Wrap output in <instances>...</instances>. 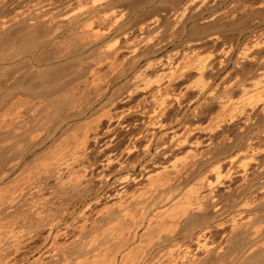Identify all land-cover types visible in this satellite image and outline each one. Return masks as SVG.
Returning <instances> with one entry per match:
<instances>
[{"label":"rangeland","instance_id":"1","mask_svg":"<svg viewBox=\"0 0 264 264\" xmlns=\"http://www.w3.org/2000/svg\"><path fill=\"white\" fill-rule=\"evenodd\" d=\"M210 1H212V2H210ZM4 2H6V3H4ZM3 6H4V8H3ZM209 9H211V10H209ZM0 11H1L0 16H2L3 19L5 18L4 19L5 25L7 23L8 18H11V20L14 19L11 22L12 25L9 22L11 20L10 19L8 20L9 24L7 23V25H9V26H5L6 28L8 27L7 29L3 27L4 24L3 25L1 24L2 28L4 30L3 29L1 30V27H0V47L4 48L5 43L7 41H10L13 39H15L14 41H16V39L19 38V37L18 38L16 37L18 35H22V37L24 35L26 37V35H27L26 38L24 37L25 40L22 41V39H21L22 37L20 36L21 38H19L16 42H18L19 40L22 41L23 44L27 47V50H33L34 49V46L32 44H34V45L35 44H37V45L38 44H41V45L44 44L45 48H43L42 51L39 52V54H38L39 55L38 57L41 60H49V59H53V58H58L59 55H61L63 53L65 54L64 49H66V51L69 49L71 51H74V50H78V49L82 48V45L84 46L87 43V41H85L83 38H79L77 40L76 39L72 40V44H71V39L76 38L77 33H79V32H80L79 33V35H80L84 31V29H86V27L88 28V26L92 27V28L90 27L91 30H93V31L95 30L96 32L104 33L103 35H106V36H104V39L100 42L99 46H97L98 48L100 47L99 49L93 48L95 51L94 50L91 51L92 50L91 49L88 52L89 54L88 53L84 54L85 57H83V59H85L87 61V62L85 61L86 63L82 62L83 59H82V57H80L81 59H79V61L82 60V61H80V63H81L80 66H79V61H78V64L76 63L77 62L76 61L75 63L77 65L76 64H74V65L70 64L69 66H65L64 68L59 69V71L56 70V73L54 72L52 75H50V78H52V80L54 81L55 84L58 83V81L60 83H61V81L63 82V83H61V85L66 84V86L65 85L61 86L60 90L59 89L56 90V93H55V91L53 92L52 89H50L52 92V94H50L51 92L49 90L47 91V88L46 89L41 88L38 85V83H36V84L39 87H37L36 84L34 86H31L29 83H30V80L32 78L28 79V77L24 76V75H22V76L20 75V78H17V76L19 74L17 73L18 74L17 75L16 71L5 70V69L0 70V107H2L0 109V114H2V116L0 115V117H1L0 119L3 118V116H4L3 113H5V111L8 110L9 106L15 101H20V102L23 101L22 103L26 102L27 104L29 103V105L31 103H33V104H35V105H33V107L35 106L34 109L36 107H39L37 113L33 112V111L32 112L28 111V112H26V114L24 113L21 120L18 121L19 124H17V125L13 124V125H9L7 127L4 125L3 126L0 125V191L4 192L5 190H9L12 187V183L16 180L17 176L20 175L21 173H23L26 169L31 170V169L36 168V166H38L37 164H41L43 162L48 161L50 158H52L51 156L53 154L55 155V153H56V155H57L59 153V151L61 152L62 150L66 149L64 147H67V146L72 147L76 141L75 140L76 137H77V139H78V137L81 138L82 137L81 135H84L85 133H88L89 131H90V134L93 135L92 138L94 140L92 139L91 144H90L91 146H89L90 149H88V152L86 155L88 158V159H86V164H89V161L91 159L90 164H95V166H96V167H94L93 170L90 171L91 172L90 173L91 179H90V177H88L89 178L88 183H86V187L84 189L77 188V189H69L68 192L64 191L63 189H61L60 186L62 184V181H65V179L67 178V177H65V176H68V175H66L67 172H65V174L62 176V178H58L54 174L55 177L53 175H51L53 178L48 177V178H46V180H43V182H42L43 183V191L40 194L29 193L26 195V197H24V199L20 200L16 205L8 207L7 208L8 211L5 209L6 212L5 211H4V213L2 212L1 218L3 219V222H2L3 224L5 223V225H6V223H7L6 226L9 227V225H12L13 222L15 221L17 224L16 228L21 229L23 227V231H24L23 235L25 234V236L22 235L21 241L18 244L19 246L15 242H13L12 240H10V241L8 240L5 243L3 242L2 244H0V250H1L0 251V258H2V261L4 260L3 262H5V264H9V263L10 264H56V263L61 264V261H59V260H61L60 257L62 255V253H64V254L66 253V255L69 256V258L71 257L72 260L75 259L77 257L76 256L77 254H79V253L81 254V251L83 250V246L85 247L84 243L87 244L88 240L91 239L90 237L94 236L90 233H93V232L95 233L96 229L99 230V232H101V231L103 232L104 230L112 228L110 226L111 225L113 226L114 224H116L113 226L114 228L117 226L118 223H116V222L121 220V219H119V218H121V214L120 213H119L120 215L118 214V212H120V211L117 210V207H114V206H113L114 208L111 207L113 204L111 201H109V198H107L108 193L110 191L111 192L114 191L118 187L116 185H118L117 183L120 180H124V179L127 180V178L129 177V174L134 176V177H136V176L139 177L141 170H142L141 167H143V164L145 165V164H149L151 162L153 164H154V162H156V163L164 162L162 160L164 157L163 156L164 154L163 155L162 154H160V155L156 154V147H157V144H159V143L163 144V143L168 141V136H169V133L171 130H173V131L180 130L185 124L191 123V121H192V124H194V123L198 124V125L200 124V126H201L200 127L201 129L198 128L199 130L195 131V132L199 131V133H197L198 135L196 136V137H199V136H202V134H203V133H200L201 131H203V128L205 130V129H210V128L216 127V125H217V124L215 125L216 122L213 121V122L209 123V119H210L209 117H210V115L212 116L211 113L215 112L217 109L216 104L218 101V99H217L218 97L224 96V98H225L226 96L230 95V97L234 96L233 100H236L235 98H237L238 101L239 100L243 101V99L246 98V97H243V96H245L244 92L246 90H248L250 92L252 91V93H250V95H253V96L256 95L257 97H258V95H260L262 97L259 99L264 98V91H262V90H264V77H263L264 76V74H263L264 73V71H263L264 70L263 69L264 68V57H263L264 56L263 55L264 54V50H263V48H264V43H263V41H264L263 40V38H264V0H218V1H216V0H0ZM19 11H20V13H18ZM22 11H23V13H22ZM12 13H13V15H12ZM16 13H17V15L19 14L18 16H20L21 14L22 15L20 17H16L17 16V15H15ZM23 15H24V17H23ZM229 15H232V16L229 17ZM7 16H8V18H7ZM25 16H27V17H25ZM51 16H53V17H51ZM225 16H227V17H225ZM219 17H220V19H219ZM15 18H18V19L15 20ZM55 18H57V20ZM0 19H1V17H0ZM3 19H1V20L4 22ZM231 19H232V21H231ZM1 20H0V23H3V22H1ZM86 20H87V22H86ZM237 20H238V24H237ZM15 21L16 22L18 21V22L16 23ZM91 21H92V23H91ZM214 22H216V23H214ZM226 22H228V23H226ZM81 23H84L85 25L81 24ZM86 24H87V26H86ZM214 24H215V27L217 25L216 28L213 27ZM223 24H225L226 26L229 24V26L226 27ZM147 25H149V26H147ZM84 26H85V28H84ZM221 26H224V27L221 28ZM80 28H82V29L84 28V29L82 30ZM141 28L144 30V31L142 30L143 34L140 32L141 30L139 31V29H141ZM144 28H147L148 30H146ZM90 29L88 28L86 30H90ZM77 31H79V32H77ZM215 31H216V33H215ZM149 33H150V35H149ZM212 33L215 34V35H213V37H212ZM126 34L128 36H126ZM131 35H132V37L134 36V39L131 37ZM143 36L147 39V40L145 39L146 41L144 40ZM261 36H263V38H261ZM30 37L32 38V40L29 39V41H28L27 38H30ZM126 37H128V38L126 39ZM258 37H259V39H258L259 41L254 40V39H257ZM65 38H67L68 40ZM139 38H140V40H139ZM173 38H175V40H173ZM210 38H211V40L213 39V41H215V42L209 40ZM260 38L262 41H260ZM64 39H65V42H63ZM128 39H130L131 41ZM217 39H218V41H217ZM123 40H124V42L122 43ZM14 41H10L7 43H11L14 46L18 45L17 46L18 48H19V45H21L22 48L24 47L22 45V42L21 43L19 42V44H15L16 42L12 43ZM52 41H53V44H49ZM55 41H56V43H54ZM62 42H63V44L65 43L66 45H68V43H69L71 45H69L67 47L66 45H62ZM66 42H68V43H66ZM128 42H130V43H128ZM256 42H260L259 47H256V45H255ZM26 43L28 46L31 43L32 46L30 45V47H28L26 45ZM126 43L128 44V47L125 46ZM11 44H8V45L11 46ZM252 44L255 46V48L251 47L252 51L251 50L248 51L249 53H252V54L248 53L249 56L247 55V52H246V54H244L245 53V52H243L244 48H245L244 46H247L248 48H250V46H252ZM261 44H262V46H261ZM2 45H4V46H2ZM8 45H6V48L8 47ZM147 46L150 47L151 49H149ZM26 47H24V48H26ZM107 47H108V49H107ZM156 47H158V48H156ZM3 48L2 49L0 48V50H3ZM6 48H4V49H6ZM123 48H125L126 50ZM120 49L122 51H127V52L118 51ZM254 49H257V50H254ZM107 50L108 51L110 50L112 52H110V51L108 52ZM150 50H151V52H149ZM114 51H116V54L121 52L120 54H118L119 57L117 55L115 56ZM156 51L157 52L159 51V52L157 53ZM221 51L222 52L224 51V52L222 53ZM253 51H255V52H253ZM95 52H97V53L100 52L101 54L100 53L97 54ZM104 52H107V53H105V55H104ZM155 52H156V54H155ZM218 52L223 54L222 58H221V54H219ZM226 52H228L229 54H232V55H229ZM242 52H243V54H242ZM109 53H112L113 58H112L111 54H110L111 56L109 55ZM133 53H134L135 57H134ZM138 53L140 55H138ZM181 54L184 57L181 56ZM91 55H92V57H91ZM97 55H98V58H97ZM143 55H144V57H143ZM138 56H139V58H138ZM190 56H191V58H190ZM219 56H220V58H219ZM105 57H106V59L104 61ZM120 57H121V59H120ZM245 57H246V59H242ZM261 57H263V59H261ZM107 58H108V60H107ZM115 58H116V60H115L114 64H117L116 63L117 60L119 61L118 64L121 61L122 62L120 63L121 65L120 64L116 65L117 67L114 66L115 70H113L111 68V64L113 63L112 61H114ZM218 58H219V60H218ZM227 58H229V59H227ZM97 59H99L103 63ZM172 59L175 60L176 62H177V59H179V61L177 63L180 64V62H181L182 66H185V63L192 64V68L190 69L189 76L187 79H185L186 81L181 80V82L178 81L177 83H175V81H174L172 84L173 87L172 86L170 87V88H172L171 89L172 91L174 90V93L172 91H171V93H169V94L179 93L180 91H183V89H185V87L189 84L190 88H188V90H184L183 92H184V95H186L185 96L186 100L188 101L190 99L188 101L190 104L189 105L186 104V106H184L187 109L185 108L183 121L181 123H179L178 125L175 124L173 126V128L168 130V131L160 132V134L158 136L159 140L157 139L158 141L157 140H156L157 142L155 141L156 144H155L154 148L152 149V155L148 156L144 159V154H143L144 153V150H143L144 147L143 146H145V145L143 142L140 141L139 143H136V145L139 146L137 149V152L135 151V153H134V151H131L129 153L128 152L129 150H127V148H129L128 146H130L131 143L133 144V142H134V140L132 139V127H134L136 124L139 123L138 122L139 121L138 120L139 119L138 114L140 112L137 113L136 111H131V113L126 115V117L124 116V119H123L124 121L121 120V123L123 124L125 122L123 124V126H125V125L128 126L130 124L129 125L130 127L129 126L125 127V128L117 127V130H116L117 132H116L115 136L111 133V131L109 133V130H108V128H109L108 126L110 124L113 125L115 123L114 120L112 121L113 124L110 123L111 122L110 118H112L114 116V114L116 116V114L122 112L121 110H123V112H124V111H127L128 109H130V107L135 108L141 104L140 102L142 101V98H143L142 96L145 95L146 92H139V89L136 90L135 89V87H136L135 82L137 83L138 80L140 82V79L142 81V79L145 78L144 75L154 77V75H156L157 71L159 70V68H154L153 70L151 69L152 71L149 70L148 73L147 72L143 73L144 72L143 70L148 65V63H151V62L155 63V62H158L160 60L166 62V60L169 61ZM215 59L218 60V62H216ZM88 60L89 61L91 60L90 61L91 63H89ZM127 60H128V62H127ZM210 60L212 61L211 63H210ZM213 60H215V61H213ZM220 60H221V62H220ZM226 60L227 61L229 60L228 63L224 62ZM93 61H95V63ZM96 61H98V62H96ZM182 61H183V63H182ZM110 62H112V63H110ZM145 62H146V64H145ZM84 63L87 65L85 66ZM127 63H129V64L132 63L133 65L130 64L131 65L130 66ZM201 63L202 64L205 63L204 66H206L203 71L199 69L201 66H203ZM207 63L210 65H208ZM220 63H222L223 66L222 65L220 66ZM99 64H100V69H101V77L104 75L102 77L103 79H101L102 85L100 87H98L97 89H96V87L93 88V86H91L92 87L91 88L90 86L86 85V83H87L86 82V80H87L86 74L88 75V72H89L88 69L91 67L90 66L88 68V66L89 65L99 66ZM215 64H218L219 66L218 65L216 66ZM224 64H226L227 66ZM119 66H121V67H119ZM262 66H263V68H262ZM240 67H241V69H240ZM214 68H217V69H214ZM222 68H223V71H222ZM212 69H214V70H212ZM215 70H216L217 74L219 73V75L216 74ZM115 71H116V73H117V71L122 72V73L121 72L120 73L123 75L119 74L120 75V76L118 75L119 77L125 76V78H122L121 82L117 78L118 76L116 75ZM141 71H143L142 73L144 75L142 74L141 75L142 78H139ZM112 72H113V74H112ZM214 72H215V74H213ZM240 72L242 75L240 74ZM134 74H136V75H134ZM231 74H234V76L232 77ZM81 75H82V78H81ZM107 75H111L112 77L108 76L109 77L108 78ZM201 75L203 77H201ZM51 76H53V77H51ZM21 77H22V79L24 78V81L21 80ZM79 77L81 80L79 79ZM237 77H239L238 79H241V80H239V82H238V79H235ZM16 78L21 80V82H18ZM112 78H114V79H112ZM116 78L118 79V81ZM135 78H136V80H135ZM189 78H190V80H189ZM242 78H244V79H242ZM102 80H104V81H102ZM132 80H135V81L132 82ZM213 80H214V82H213ZM131 82H132V84H131ZM184 82H186V83H184ZM235 82L237 85L241 82L238 85L239 87H237V85L234 84ZM17 83H19V84H17ZM206 83H207V85H206ZM231 83H233V85ZM243 83L246 86L243 85ZM59 84H57L55 86H58ZM175 84H177V85H175ZM190 84H192V85H190ZM17 85L19 87L21 86L20 90H18L19 87H16ZM107 85L111 86V88L109 90L108 95L105 98H103L104 97L103 96L104 89H105V87H107ZM204 85H206L207 87L209 86V87H208L207 91L205 92V94H202L201 89L203 88ZM226 85H228L231 88H229ZM240 85H242V86H240ZM196 86H198L199 91H198ZM211 86L212 87L217 86V87L212 88ZM224 86L228 88V91L222 90L224 92H221V90H219V87H223L220 89H226ZM243 86H245L246 88H244ZM256 86H258L257 89H256ZM86 87H87V89H86ZM88 87H89V89H88ZM252 87H253V89L250 90ZM32 88H34V89H32ZM170 88L168 90H170ZM248 88H250V89H248ZM260 88H261V90H260ZM83 89H84V91H83ZM244 89H245V91L243 92ZM61 90H62V92H61ZM213 90H215L216 92ZM254 90H256V91H254ZM129 91H131V92H129ZM177 91H179V92H177ZM210 91H211V93H209ZM81 92H83V93H81ZM165 92H167V94H168L169 91H167V90L163 91L162 94H160L162 96L164 95L163 97H161L160 95L157 94V97H156V98H158L157 100L163 99L166 96ZM186 92H187V94H186ZM219 92L222 94H220ZM258 92H260V93H258ZM86 93L87 94L89 93V94L86 95ZM223 93H224V95H223ZM247 93L248 92L246 91L245 94H247ZM97 94H99V95H97ZM250 95H249V97H250ZM120 96H121V98H120ZM133 96H134V99H133ZM239 96L240 97L242 96L241 97L242 99ZM20 97L23 99H21ZM76 97L77 98L79 97V98L76 99ZM214 97L216 98V101H215L216 103L212 102L214 100ZM208 98H209V100H208ZM212 98H213V100H212ZM73 100H75V102H71ZM81 100L84 101L85 103L82 102ZM88 100L92 104H94V101L96 100L95 106L93 108H90L88 106L90 104L88 102ZM124 101L125 102L128 101V102L125 103ZM240 101L239 102L234 101V102L240 103ZM257 101H258L257 99L254 100V103L256 102L255 103L256 106H254L255 104L252 103L253 106L248 105L250 108H248V106H246L247 107V108L245 107L246 109H242L244 112L242 110L240 111V116H243V115L244 116L242 117V119L240 117V119H239L240 121L238 120L239 123H238V121H236L237 123H235V122L232 123L233 125L232 124L226 125V123H225L224 124L225 127L223 126L224 129L222 127L223 130L221 129L222 130V131L220 130L221 132L218 131L214 134L213 138H215V139H213L214 141H212L213 145L211 144L212 146H210V149L208 148L210 150V152L208 149L205 148L206 152L208 151L207 153L205 152L206 154H204L205 158L203 156H201L200 158H202V160L200 158H199L200 160L198 159V165L200 167L199 166H196V167H199L200 171L199 170L197 171L198 168L194 167V168H196V170L193 168L195 171L194 170L192 171V175L193 174L194 175L189 180L190 182L188 181V183H187L188 185L186 184L185 186L183 185V187H182V185L179 186L181 183H179V184L177 183L176 184L177 188L179 187L182 189V192H185L187 190L192 189L199 182H206L207 184L204 183V185L206 184L207 185L206 187L211 188V191L213 190L216 193L217 197H219V194H220L221 205H225V207L227 205L230 206L231 201L238 200V189L236 190V188H235L236 186L238 188L237 184H233V186H235V187H233V186L231 187L232 189L234 188V190H235V191H232V193L227 192L226 188L224 190V187H222L221 185H218L215 183L213 184V180L215 182V171H214V167L212 168V165L216 166L219 163V161L224 162V161L228 160L229 158L234 157L235 154H238L237 153L238 143H239V145H241V144L244 145L246 143L248 144V142L250 144H252L251 140H254L253 144L255 147L256 146L257 147L258 146L259 147L264 146V122H263V120H264V106H263L264 100H263V103L262 102L258 103L259 101H262V100H259L258 102ZM75 103H78V104L76 105ZM210 104H212V105L214 104L215 106L214 105L212 106ZM257 104H258V106H257ZM73 105L75 107L74 109H73ZM78 105H80V108ZM30 106H32V104ZM201 109H202V112H200ZM261 109L263 111H261ZM175 110L176 109H173V111L171 110L170 113H168L169 114L168 119L171 118L169 120H175L174 118H176V115L178 113H181V111L179 109H177L176 111ZM198 110H200V111H198ZM75 111L81 115L75 113ZM175 112H178V113L175 114ZM241 112H243V114ZM28 113H29V115H28ZM33 113H35V114H33ZM108 113H109V115H108ZM207 114L209 117L207 116ZM105 115L106 116L108 115V116L105 117ZM251 116H252V118L250 119ZM73 117H74V119H73ZM127 118H129V119H127ZM93 120H94V122H93ZM126 120L129 122H127ZM184 121H185V123H184ZM242 122L244 124V127H243V124H241ZM94 123H97V124L93 125ZM246 123H247V125H246ZM87 124H88V126H87ZM245 126H246V128H245ZM97 127H99V128H97ZM241 127H243V128H241ZM91 128H93V129H91ZM247 128L249 129L248 131L245 130ZM226 129H228V131ZM86 131H88V132H86ZM91 131L93 133H91ZM103 131H105V132H103ZM95 132H96V134H95ZM242 133H245V134H242ZM113 136H114V141H113L114 144L112 143L110 146H108V148H106V146L109 144V141L111 140V138H113ZM74 137H75V139H74ZM163 137H167L166 140ZM196 137H194V138L192 137L193 140L192 139L191 140L194 141V139ZM221 137H222V139H221ZM254 137H255V139H254ZM256 137H258V138H256ZM69 138H71V139H69ZM223 138H224V140H223ZM232 140L235 143H233ZM163 141H165V142H163ZM258 141H259V144L257 145L256 143H258ZM67 143H69V144L66 145ZM231 143H232V145L236 144L237 148L235 149V151H232L231 148L229 149ZM262 147H261V149H263V151L260 152L261 154L259 153L260 154L259 156L261 159L264 158V148H262ZM139 150H140V152H139ZM182 151L183 150H181V152ZM90 152L92 154H90ZM177 153H180V151H177ZM113 154H115V155H113ZM109 156H112V158L115 159L114 163L115 162L116 163L115 164L113 163L114 166H112L114 170L111 167H107L106 169H104V171H102L100 165L102 164L103 159L105 160ZM135 156L138 158H136ZM21 157H23V158H21ZM141 157H142V159H141ZM149 157H151V161H150ZM154 157L155 158L157 157L159 159L156 158V161H155ZM24 158H26L25 161L23 160ZM211 158L213 159V161H211L212 160ZM45 159H47V160L45 161ZM134 159H136V160H134ZM127 160L132 161V162L130 163ZM158 160H160V161H158ZM204 160H205V163L203 162ZM207 160H209L208 161L209 164H208ZM36 161H37V163H36ZM263 161L264 160L262 159V162ZM19 163H21V165L18 168L17 167L15 168V165L19 164ZM128 164L129 165L131 164V165L129 166ZM205 164H207V165H205ZM201 165H203V166L201 167ZM97 166H98V169H97ZM95 168H96V170H95ZM108 170H109V172H108ZM96 171H97V173H96ZM213 172H214V174H213ZM102 175H103V177H101ZM4 176H5V178H4ZM207 176L209 178H207ZM105 177H106V179H105ZM100 178H102V179H100ZM202 178H204V179H202ZM208 179L211 180L212 182L209 181ZM93 182L95 184H93ZM129 185H130V187L128 186V188L126 189V192H125L126 195L131 194L130 192H132V190H134V187H135L134 183H130ZM91 187H92V190H90ZM205 189H208V188H205ZM78 190H79V192H78ZM87 191H89V192H87ZM94 192H97V193H94ZM214 192H213V194H214ZM42 193H44V194H42ZM62 193H63V195H62ZM79 193H81V194H79ZM47 196L49 198H47ZM40 197H42L43 199L47 198V202L48 203L50 202L49 204L46 203V207H47L46 209L48 211H52V213L56 214V215L58 214L56 217V220L57 221L59 220V221H58V223L56 220H55L56 222H54L56 225L59 224V225H57L58 228H56L54 230V232L51 233V238H49V239H48V237H49L48 236L49 235L48 229L44 228L42 224H41L42 227H41V225L37 226V227L40 226L39 227L40 229L36 228L37 224L34 223L35 222V218H34L35 215L33 212L34 210L32 209V207H33L32 205H34L33 202L38 201V199ZM80 198L82 201L80 200ZM30 199H32V200H30ZM97 200H99V201H97ZM110 203L112 204L111 206H110ZM29 205L32 207H30ZM91 205H93V207ZM96 206H97V208H96ZM103 206H105V207H103ZM109 206H110V208H108ZM168 206L170 207V205H168ZM229 206H227V207H229ZM263 208L264 207L256 206L254 208L255 210L252 209L250 212H247V213L248 214L251 212L254 213L255 214V217H254L255 221L256 222L257 221L258 222L263 221V226H264V209ZM30 209H32V210L29 211ZM90 210H93V211L90 212ZM102 210L105 212L103 214L104 218L102 217V215H100V212ZM64 211L65 212L68 211V212H66L65 219L62 218V217H64V216H62L64 214ZM208 211L209 212L193 210L191 212L192 213L191 215L192 216L194 215L195 220L193 221V223L187 222V224H186V222H185V225L183 227L186 226L185 228L192 231V233H194L195 235L199 234L201 229L206 228V227L212 226V227L218 228V230L216 229L217 233L215 232V237L212 238V241H214L217 244V247L219 246V247H221V248L223 247V248L221 249L222 251L220 250L221 252L219 254L210 253V251H208L207 249H204V253H203V250H202V252L198 253L199 258L197 260V263L203 264L202 261H204V264H247L249 257H250V254L249 255L247 254L248 252L246 249L248 241H247L246 237L243 238V236H241L239 238V236L242 232L239 235H238V233L233 235L234 237L232 235H230L231 237L227 236V238H226L227 234L225 233V231H226L225 227H227V224L229 225L231 222V219H229L230 215H227V216H220L219 214L217 215L218 212H215V208H211ZM257 211H258V213H257ZM29 212H30V216H29ZM106 212H107V214H106ZM27 213H28V215H27ZM98 213H99V215H97ZM201 213L203 214V216ZM204 213H205V215H204ZM234 213L238 214V210L235 209ZM84 215H87V217H90L89 220L91 222H89V223H90V225L92 224V226H94L93 228H95L94 229L95 231L93 230V228L90 229L92 227L91 226L89 228L90 230L89 229L86 230L87 232L84 231V234H83V232H82V234L80 233L81 232L80 227L83 224V221H85L84 219L86 218V216H84ZM31 216L33 217V219H31L32 218ZM107 216H108V218H107ZM58 217H61V218H58ZM66 217H67V219H66ZM214 217L216 220L214 219ZM26 218L30 219V220H27ZM109 218H110V220H109ZM210 218H212V219H210ZM103 219H105V220H103ZM137 219L128 221L131 223L127 222L128 225L130 224L128 228L127 227L125 228L126 232L129 231L128 234L127 233L125 234V238H127V239H124L123 242H121V244L119 246L117 245L118 246V247H116L117 250L114 248L115 247L114 246L113 248L115 249V251L111 250V253L108 254L109 256L107 255V256H105L106 258L105 257L103 258V261H105V262L101 261L98 264H111V263L114 264L115 261H116L115 263L121 264L125 254H127V253L124 254V252H128V254L131 252H135V251H133L134 249L136 250L135 246H138L146 238L144 236V234L146 233V229H147L146 227H140L141 226V224H140L141 218L139 217ZM209 220H210V222H208ZM23 221H25V222H23ZM132 221H134L135 223ZM8 222L9 223L12 222V223L8 224ZM15 222H14V224H15ZM21 222H23V223H21ZM26 223H27V225H26ZM32 224H33V226H32ZM109 224H110V226H109ZM20 225H21V227H20ZM128 225H126V226H128ZM221 226H223V227H221ZM219 227H221V228H219ZM129 228H130V230H129ZM131 228H132V230H131ZM25 230H26V233H25ZM29 230H30V232H29ZM58 231H60V233H58ZM99 232H96V234ZM80 234H81V237H80ZM133 234H134V236H133ZM224 234H225V236H224ZM143 236H144V239H143ZM238 238H239V240H238ZM125 240H127V241H125ZM123 246H125L123 248L124 250L122 249ZM170 246H171L170 244H166L163 247H160L159 249L157 248L153 253V255L156 254V255H154V257L158 256L159 254L164 253L165 251L167 252L171 248ZM5 247H6V249H5ZM164 249H166V250H164ZM48 251L49 252L51 251L50 256L48 254ZM84 251L85 250H83L82 253ZM113 251H114V253H113ZM116 251H118L119 253ZM4 252H6V253H4ZM116 253H117V255H115ZM201 254H203V255H201ZM153 255H152V257H153ZM5 256H7V257H5ZM115 256H116V259H114ZM148 264H154V261H151V263H148Z\"/></svg>","mask_w":264,"mask_h":264},{"label":"bare ground","instance_id":"2","mask_svg":"<svg viewBox=\"0 0 264 264\" xmlns=\"http://www.w3.org/2000/svg\"><path fill=\"white\" fill-rule=\"evenodd\" d=\"M218 1V0H216ZM3 2V1H2ZM212 2V1H210ZM6 3V2H4ZM42 3V2H41ZM3 4V3H2ZM209 4V3H208ZM52 5V4H51ZM211 5V4H210ZM2 6V5H1ZM50 6V5H49ZM209 7V6H208ZM4 8V6H3ZM211 8V7H210ZM27 9V8H26ZM93 9V8H92ZM91 9V10H92ZM212 9V8H211ZM209 9V10H211ZM3 10V9H2ZM90 10V11H91ZM208 10V9H207ZM213 10V9H212ZM21 11V10H20ZM20 11L18 13H20ZM24 11V10H23ZM22 11V13H23ZM1 12V11H0ZM30 12V11H29ZM46 12V11H45ZM208 12V11H207ZM15 13V12H14ZM53 13V12H52ZM4 14V13H3ZM230 14V13H229ZM1 15V14H0ZM13 15V13H12ZM17 15V13L15 14ZM14 15V16H15ZM19 15V14H18ZM16 16V17H20V16ZM213 15V14H212ZM233 15V14H232ZM232 15H229L232 16ZM10 16V15H9ZM29 16V15H28ZM46 16V15H45ZM85 16V15H84ZM214 16V15H213ZM228 16V15H227ZM225 16V17H227ZM235 16V15H234ZM1 19H3L2 16H0ZM13 17V16H12ZM24 17V15H23ZM27 17V16H25ZM53 17V16H51ZM77 17V16H76ZM83 17V16H82ZM8 18V16H7ZM14 18V17H13ZM218 18V17H217ZM216 18V19H217ZM235 18V17H234ZM0 19V20H1ZM5 19V18H4ZM3 19V20H4ZM11 20V18H8V20ZM18 19V18H15V20ZM57 20V18H55ZM220 19V17H219ZM227 19V18H226ZM7 20V23L9 24V22L11 23L13 20L9 21L8 22ZM194 20V19H193ZM222 20V19H221ZM235 20V19H234ZM20 21V20H19ZM77 21V20H76ZM75 21V22H76ZM89 21V20H88ZM156 21V20H155ZM211 21V20H210ZM219 21V20H218ZM225 21V20H224ZM230 21V20H229ZM232 21V19H231ZM1 22H3L1 20ZM16 22V21H15ZM18 22V21H17ZM16 22V23H17ZM56 22V21H55ZM87 22V20H86ZM236 22V21H235ZM5 23V20L3 23H0V25L4 24ZM6 25L4 24L3 27L6 28L5 26H9V25ZM92 23V21H91ZM216 23V22H214ZM228 23V22H226ZM81 24H84V23H81ZM89 24V23H88ZM236 24V23H235ZM237 24H238V20H237ZM2 25L0 26L1 27V30L3 29L2 28ZM12 25V23H11ZM85 25V24H84ZM90 25V24H89ZM225 25V24H223ZM87 26V24H86ZM149 26V25H147ZM226 26V25H225ZM229 26V24L227 25ZM226 26V27H227ZM231 26V25H230ZM78 27V26H77ZM83 27V26H82ZM91 27V26H90ZM90 27L88 26V28L90 29ZM144 27V26H143ZM142 27V28H143ZM212 27V26H211ZM215 27V24L214 26ZM217 27V25H216ZM215 27V28H216ZM220 27V26H219ZM218 27V28H219ZM224 27V26H221V28ZM8 28V27H7ZM6 28V29H7ZM79 28V27H78ZM85 28V26H84ZM83 28V29H84ZM86 27V29H88ZM92 28V27H91ZM140 28V27H139ZM139 29V31L142 33V30L143 29ZM217 28V29H218ZM82 29V28H80ZM82 29V30H83ZM84 29V31L79 35V33H77V36L76 38H72L71 39V44H72V40H77L79 38H83L85 41H87V43L83 46L82 45V48L78 49V50H74V51H70L66 49L65 50V54H61L58 56V58H53V59H49V60H41L38 56L39 52L42 51L43 48H45V45L44 44H32L34 46V49L33 50H27V47L23 44V40H25V35L22 37V35H18L16 36L17 38H21L22 41H18L16 42L18 39H16V41H14L15 39L13 40H10V41H14L12 43H15V44H19V42L21 43L22 42V45L26 48H22L21 45H19V48L17 46H14L12 45L11 43H7V42H10V41H7L5 43V47L6 48V45L8 44H11V46L8 45V47L6 49H4L3 47H0L1 49L3 48V50H0V70L2 69H5V70H13V71H16V74L19 76H17V78H20V75H24V76H27L28 79L29 78H32L30 80V85L31 86H34L36 83H38V85L41 87V88H47V91L49 90L51 92L50 89H52V91L56 93V90H60L61 89V86L65 85L66 84H63L61 85V83H63L61 81V83L58 81V83H54V81L52 80V78H50V75H52L54 72L56 73V70L59 71V69H62L64 68L65 66H69L70 64H78V61L79 59H81L80 57H85L84 54L88 53L91 49V51H93L94 49L93 48H97L99 49L97 46H99L100 42L104 39V36L106 35H103L104 33H100V32H95L93 30H86ZM94 29V28H93ZM146 30H148L147 28H144ZM150 29V28H149ZM4 30V29H3ZM184 30V29H183ZM210 30V29H209ZM219 30V29H218ZM81 31V30H80ZM92 31V32H91ZM131 31V30H130ZM144 31V30H143ZM221 31V30H220ZM113 32V31H112ZM136 32V31H135ZM76 33V32H75ZM216 33V31H215ZM57 34V33H56ZM135 34V33H134ZM143 34V33H142ZM218 34V33H217ZM124 35V34H123ZM122 35V36H123ZM150 35V33H149ZM148 35V36H149ZM213 34L212 33V37H213ZM21 36V37H20ZM72 36V35H71ZM126 36H128L126 34ZM219 36V35H218ZM25 37V38H24ZM124 37V36H123ZM122 37V38H123ZM132 37V35H131ZM217 37V36H216ZM24 38V39H23ZM128 37H126L127 39ZM130 38V37H129ZM134 39V36L132 37ZM144 40L146 39L144 36H143ZM176 38V37H175ZM175 38H173V40H175ZM261 38H263V36H261ZM260 38V41H262ZM29 39L32 40V38H27V40L29 41ZM67 39V38H65ZM65 39L63 42H65ZM124 39V38H123ZM125 39V40H126ZM142 39V38H141ZM215 39V38H214ZM259 37L257 39H254V40H258ZM55 40V39H54ZM68 40V39H67ZM130 40V39H128ZM140 40V38H139ZM147 40V39H146ZM145 40V41H146ZM153 40V39H152ZM211 40V38L209 39ZM225 40V39H224ZM252 40V39H251ZM264 40V38H263ZM2 41V40H1ZM131 41V40H130ZM134 41V40H133ZM132 41V42H133ZM138 41V40H137ZM208 41V40H207ZM213 41V39L211 40ZM218 41V39H217ZM259 41V40H258ZM62 42V45H66L65 43L63 44ZM69 42V41H68ZM66 42V43H68ZM124 42V40L122 41V43ZM148 42V41H147ZM215 42V41H213ZM32 43V42H31ZM30 43V45H31ZM38 43V42H37ZM56 43V41L54 42ZM70 43V42H69ZM66 45L67 47L71 44ZM130 43V42H128ZM264 43V41H263ZM262 43V44H263ZM49 44H53V41L50 42ZM61 44V43H60ZM259 44L260 42H256L255 45L256 47H259ZM261 44V46H262ZM27 45V43H26ZM30 45L28 47H30ZM31 45V46H32ZM61 45V46H62ZM124 45V44H123ZM131 45V44H130ZM158 45V44H157ZM247 45V44H246ZM250 45V44H249ZM4 46V45H2ZM21 46V47H20ZM102 46V45H101ZM121 46V45H120ZM128 47V44L126 43V45ZM135 46V45H134ZM156 46V45H155ZM65 47V46H64ZM63 47V48H64ZM148 47V46H147ZM198 47V46H197ZM244 51L245 52L244 54H246L247 52V55H248V51H250L252 48L251 47H254L255 46L252 44V46H250V48H248L247 46H244ZM32 48V47H31ZM66 48V47H65ZM105 48V47H104ZM126 48V47H125ZM123 48V49H125ZM138 48V47H137ZM149 49H151L150 47H148ZM158 48V47H156ZM220 48V47H219ZM218 48V49H219ZM263 48V47H262ZM106 49V48H105ZM108 49V47H107ZM127 49V48H126ZM125 49V50H126ZM222 49V48H221ZM117 50V49H116ZM133 50V49H132ZM136 50V49H135ZM183 50V49H182ZM197 50V49H196ZM225 50V49H224ZM254 50H257V49H254ZM264 50V48H263ZM95 51V50H94ZM99 51V50H98ZM106 51V50H105ZM108 51V50H107ZM110 51V50H109ZM108 51V52H109ZM118 51H121V52H127V51H122L121 49L118 50ZM117 51V52H118ZM160 51V50H159ZM158 51V52H159ZM199 51V50H198ZM231 51V50H230ZM252 51V50H251ZM259 51V50H258ZM64 52V51H63ZM112 52V51H110ZM120 52V53H121ZM151 52V50L149 51ZM157 52V51H156ZM155 52V54H156ZM157 52V53H158ZM222 52V51H221ZM224 52V51H223ZM222 52V53H223ZM242 52V54H243ZM255 52V51H253ZM97 53V52H95ZM100 53V52H99ZM97 53V54H99ZM105 53L107 52H104V55ZM120 53H117L116 54V51H114V54L115 56ZM219 53V52H218ZM228 53V52H226ZM260 53V52H259ZM89 54V53H88ZM87 54V55H88ZM101 54V53H100ZM112 55V53H109V55ZM127 54V53H126ZM137 54V53H136ZM142 54V53H141ZM146 54V53H145ZM150 54V53H149ZM188 54V53H187ZM221 54V53H219ZM218 54V55H219ZM229 54V53H228ZM241 54V53H240ZM249 54H252V53H249ZM84 55V56H83ZM108 55V56H109ZM110 55V56H111ZM134 55V53H133ZM138 55H140L138 53ZM213 55V54H212ZM223 54H221V58L223 57L222 56ZM226 55V54H225ZM229 55H232V54H229ZM264 55V54H263ZM109 56V57H110ZM121 56V55H120ZM123 56V55H122ZM125 56V55H124ZM127 56V55H126ZM132 56V55H131ZM130 56V57H131ZM181 56H183L181 54ZM198 56V55H197ZM214 56V55H213ZM244 56V55H243ZM249 56V55H248ZM92 57V55H91ZM119 57V56H118ZM135 57V55H134ZM133 57V58H134ZM144 57V55H143ZM184 57V56H183ZM188 57V56H187ZM186 57V58H187ZM211 57V56H210ZM247 57V56H246ZM245 58H242V59H246ZM264 57V56H263ZM263 57H261V59H263ZM90 58V57H89ZM97 58H98V55H97ZM102 58V57H101ZM112 58H113V55H112ZM117 58V57H116ZM116 58L114 59V61H111L113 62H110L112 63L111 64V68L113 70H115L114 66L116 65H119L118 64V60H117V64H114ZM126 58V57H125ZM132 58V59H133ZM139 58V56H138ZM191 58V56H190ZM220 58V56H219ZM218 58V60H219ZM88 59V58H87ZM106 57L104 58V61H105ZM121 59V57H120ZM119 59V60H120ZM174 59V58H173ZM169 60L166 62L165 61H158V62H155V63H148V65L145 67V69L143 71H141L140 73V76L139 78H142L141 75L145 72L148 73L149 70H153L154 68H159V70L157 71V74L154 75V77H151V76H145L144 74V79H140V82L139 80L137 81V83L135 82L136 84V87L135 89L138 90L139 89V92H146L145 95H143L142 97V101L140 102L141 104L138 106V107H135V108H131L128 109L127 111H124L121 110L122 112L116 114H114V116L112 118H110V123L113 124V120H114V124L113 125H109L108 127V130H109V133L111 131V133L115 136L116 135V130H117V127H128V126H123V124L125 123H121V120L124 119V116L126 117V115L130 114L131 111H136L138 114V117H139V123L136 124L134 127H132V139L134 140L133 144L131 143V147L128 146L129 148H127V150H129L128 152L130 153L131 151H135L137 152V149L139 146L136 145V143H139L140 141L144 143L145 146L144 147V159L148 156H151L152 155V149L154 148L156 142L159 140L158 136L160 134V132H165V131H168L170 129L173 128V126L175 124H179L183 121V118H184V112H185V108L184 106L189 105L190 103L186 100V95H184V90H188V88H190L189 84L185 87V89H183V91H177L179 93H176V94H169L171 93V89L170 88L173 84V82L175 81V83H177L178 81L181 82V80H185L188 78L189 76V73H190V69L192 68V64H189V63H185V66H182L181 62L180 64L177 63L179 61V59H177V62L175 60ZM189 59V58H188ZM208 59V58H207ZM210 59V58H209ZM229 59V58H227ZM255 59V58H254ZM92 60V59H91ZM90 60V61H91ZM99 60V59H97ZM108 60V58H107ZM131 60V59H130ZM138 60V59H137ZM216 60V59H215ZM213 60V61H215ZM218 60H216V62H218ZM223 60V59H222ZM225 60V59H224ZM252 60V59H251ZM77 61V62H76ZM82 61V60H80ZM80 61H79V66H80ZM86 60L83 59L82 62H85ZM89 60L88 62L91 63ZM100 61V60H99ZM135 61V60H134ZM229 61V60H228ZM228 61H224V62H227ZM244 61V60H243ZM246 61V60H245ZM248 61V60H247ZM76 62V63H75ZM87 62V61H86ZM85 62V63H86ZM95 63V61H93ZM98 62V61H96ZM102 62V61H100ZM107 62V61H106ZM128 62V60H127ZM212 61L210 60V63ZM215 62V63H216ZM221 62V60H220ZM223 62V61H222ZM257 62V61H256ZM84 65L86 66L87 64ZM103 63V62H102ZM105 63V62H104ZM137 63V62H136ZM135 63V64H136ZM183 63V61H182ZM209 63V62H208ZM207 63V64H208ZM260 63V62H259ZM76 64V65H77ZM93 64V63H92ZM108 64V63H107ZM129 64V63H127ZM126 64V65H127ZM132 64V63H130ZM129 64V65H130ZM146 64V62H145ZM197 64V63H196ZM202 64V63H201ZM97 65V64H96ZM92 66V65H89L88 66V75L86 74V85L87 86H93L96 87V89L98 87H100L102 84H101V79H103L102 76L101 77V69H100V64L99 66ZM121 65V64H120ZM133 65V64H132ZM181 65V66H180ZM203 66H201L199 69L200 70H204L206 66L205 63L202 64ZM210 65V64H208ZM213 65V64H212ZM216 66L218 64H215ZM214 65V66H215ZM222 65V63H220V66ZM226 65V64H224ZM83 66V65H82ZM84 66V67H85ZM102 66V65H101ZM131 66V65H130ZM219 66V65H218ZM223 66V65H222ZM227 66V65H226ZM117 67V66H116ZM121 67V66H119ZM208 67V66H207ZM244 67V66H243ZM124 68V67H123ZM122 68V69H123ZM129 68V67H128ZM134 68V67H133ZM263 68V66H262ZM87 69V68H86ZM103 69V68H102ZM214 69H217V68H214ZM212 69V70H214ZM221 69V68H220ZM238 69V68H237ZM241 69V67H240ZM264 69V68H263ZM84 70V69H83ZM124 70V69H123ZM151 70V71H152ZM211 70V71H212ZM87 71V70H86ZM129 71V70H128ZM131 71V70H130ZM192 71V70H191ZM222 71H223V68H222ZM264 71V70H263ZM81 72V71H80ZM119 72V73H118ZM121 71H115L116 75L118 76ZM143 72V73H142ZM193 72V71H192ZM216 72V70H215ZM215 72L213 74H215ZM108 73V72H107ZM151 73V72H150ZM212 73V72H211ZM239 73V72H238ZM82 74V73H81ZM113 74V72H112ZM125 74V73H124ZM137 74V73H136ZM134 74V75H136ZM197 74V73H196ZM217 74V72H216ZM241 74V72H240ZM264 74V73H263ZM123 75V74H121ZM148 75V74H147ZM204 75V74H203ZM219 75V73L217 74ZM232 77L234 76V74H231ZM242 75V74H241ZM262 75V74H261ZM23 76V77H24ZM110 76L112 77L111 75H107V77ZM120 76V75H119ZM117 77L120 82L122 80V78H125V76H121V77ZM129 76V75H128ZM216 76V75H215ZM230 76V75H229ZM53 77V76H51ZM138 77V76H137ZM201 77H203L201 75ZM242 77V76H241ZM264 77V76H263ZM16 78V79H17ZM25 78V77H24ZM24 78L22 79L21 77V80L24 81ZM81 78H82V75H81ZM84 78V77H83ZM109 78V77H108ZM116 78V79H117ZM138 78V79H139ZM191 78V77H190ZM189 78V80H190ZM200 78V77H199ZM209 78V77H208ZM239 77L235 78V79H238ZM27 79V78H26ZM54 79V78H53ZM80 79V77H79ZM105 79V78H104ZM107 79V78H106ZM114 79V78H112ZM117 79V81H118ZM207 79V78H206ZM212 79V78H211ZM244 79V78H242ZM21 80L17 79L18 82H21ZM77 80V79H76ZM75 80V81H76ZM81 80V79H80ZM136 80V78H135ZM135 80H132L135 81ZM209 80V79H208ZM226 80V79H225ZM224 80V81H225ZM239 80L241 79H238V82ZM22 81V82H23ZM104 81V80H102ZM113 81V80H112ZM186 81V80H185ZM263 81V80H262ZM57 82V81H56ZM82 82V81H81ZM111 82V81H110ZM116 82V81H115ZM128 82V81H127ZM131 82V84H132ZM139 82V83H138ZM179 82V83H180ZM214 82V80H213ZM212 82V83H213ZM227 82V81H226ZM60 83V84H59ZM114 83V82H113ZM125 83V82H124ZM123 83V84H124ZM186 83V82H184ZM183 83V84H184ZM241 83V82H240ZM239 83V84H240ZM19 84V83H17ZM23 84V83H22ZM25 84V83H24ZM59 84L58 86H55V85ZM73 84V83H72ZM105 84V83H104ZM107 84V83H106ZM130 84V85H131ZM214 84V83H213ZM225 84V83H224ZM227 84V83H226ZM233 85V83H231ZM236 84V82L234 83ZM238 84V85H239ZM259 84V83H258ZM21 85V84H20ZM27 85V84H26ZM25 85V86H26ZM37 85V84H36ZM37 85V87H39ZM115 85V84H114ZM128 85V84H127ZM177 85V84H175ZM174 85V86H175ZM192 85V84H190ZM207 85V83H206ZM204 85L203 88L201 89V93L202 94H205V92L207 91L208 87ZM237 85V84H236ZM235 85V86H236ZM237 85V87H239ZM243 85H245L243 83ZM53 86V87H52ZM104 86V85H103ZM113 86V85H112ZM228 86V85H226ZM242 86V85H240ZM246 86V85H245ZM245 86H243L244 88H246ZM16 87H19L18 85ZM21 87V86H20ZM20 87L18 90H20ZM27 87V86H26ZM30 87V86H29ZM85 87V86H84ZM132 87V86H131ZM173 87V86H172ZM176 87V86H175ZM174 87V88H175ZM184 87V86H183ZM197 89H198V86H196ZM212 87V86H211ZM217 87V86H216ZM216 87H212V88H216ZM225 87V86H224ZM229 87V86H228ZM234 87V86H233ZM249 87V86H248ZM251 87V86H250ZM254 87V86H253ZM253 87L250 89L252 90ZM35 88V87H34ZM32 88V89H34ZM92 88V87H91ZM102 88V87H101ZM100 88V89H101ZM111 86H108L105 87L104 89V94H103V98H105L108 93H109V90H110ZM170 88V90H168ZM173 88V89H174ZM220 88H223V87H219V90H221V92H224L222 90H225V91H228V88L225 87L226 89H220ZM231 88V87H229ZM255 88V87H254ZM258 88V86H256V89ZM263 88V87H262ZM17 89V88H16ZM36 89V88H35ZM38 89V88H37ZM63 89V88H62ZM81 89V88H80ZM87 89V87H86ZM89 89V87H88ZM130 89V88H129ZM134 89V90H135ZM177 89V88H176ZM193 89V88H192ZM195 89V88H194ZM43 90V89H42ZM133 90V89H132ZM169 91L168 94L167 92H165L166 96L163 98V99H160V100H157L158 98L157 97V94L160 95L162 94L163 91ZM196 90V89H195ZM218 90V91H219ZM232 90V89H231ZM261 90V88H260ZM84 91V89H83ZM101 91V90H100ZM199 91V89H198ZM215 91V90H213ZM245 91V89L243 90V92ZM248 92L247 94H245V92ZM244 92V95L243 97H246L245 99H243V101L241 102L240 100V103H235V102H239L237 98H235L236 100H233L234 96L233 97H230V95L226 96L224 98V96L222 97H218V101H217V109L215 112H212V116L210 115V117L207 116L210 118L209 119V123L210 122H216L215 125L216 127L214 128H210V129H205L203 128V131H201L200 133H203L202 136H199V137H196L199 133L198 132H195L196 130H199L198 128H200V124H192V121L191 123H187L185 124L180 130H171L170 133H169V136H168V141L165 142V143H159L157 144V147H156V154L160 155V154H164L163 156V161L164 162H154V164L152 163H149V164H143V167L142 170H141V173L139 175V177H134L132 175L129 174V177L127 178V180H120L116 185L118 186L114 191H110L108 193V196L107 198H109V201L112 202V204L110 203V206L112 208L114 207H117V210H119L120 212H118V214L120 213L121 214V219L120 221H117L116 223L117 226L114 228L113 226L116 225L114 224L113 226L109 224L110 229H107V230H104L103 232H99V230L96 229V232H99L96 234V232L94 233H90L92 235H94L93 237H90L91 239L88 240V243H84L85 244V247L83 246V250H85L83 253L81 251V254H77L76 258L75 259H71V257L69 258V256L66 255V253H62L61 255V264H98L99 262L103 261V258L105 256H107L109 253H111V250H114L116 249V247H118L121 242H123L124 239H127L125 238V234L128 232H126L125 228L129 227V225L127 224L128 221H131V220H135L137 218H141V226L140 227H146V233L144 234V236L146 237L144 239V236H143V241L138 245V246H135L136 247V250L134 249L133 251L135 252H131L128 254V252H124L127 253L125 254L124 258H123V261L121 264H148V263H151V261H154V264H198L197 263V260L199 258V252H202L203 250V253H204V249H207L208 251H210V253H217L219 254L222 250L221 247H217V244L212 241V238L215 237V232H216V229L218 230V228H215V227H206V228H203L201 229L200 233L195 235L194 233H192V231H190L189 229H186L185 227H183L185 225V222L187 224V222H192L195 220L194 219V215L192 216L191 212L193 210H197V211H207L209 212L208 210H210L211 208H215V212H218L217 215L219 214L220 216H227V215H230V218L231 219V222L230 224L228 225L227 224V227H225V233L227 234L226 235V238L227 236L229 237L230 235H235L238 233V235L240 234L239 238L241 236L246 237L247 239V246H246V249H247V254L249 255L250 254V257H249V260L247 262V264H264V226H263V221L261 222H256L255 221V214L254 213H247V212H250L252 209H254L256 206H261V207H264V161L262 162V159L264 160V158H260V152L263 151V149H261L262 146H254L253 144V141L254 140H251V143L250 144L248 142V144H244V145H239L238 143V151L237 153L238 154H235L234 157H231L229 158L228 160L224 161V162H221L219 161V163L216 165V166H213L212 165V168L214 167V171H215V182L213 180V184H218V185H221L222 187H224V190L226 188V191L229 192V193H232V191H235L234 188L232 189L231 187L233 186V184H237L238 185V188L237 186H233L236 188V190L238 189V200H235V201H231V205H227L229 207H225V205H221L220 203V194H219V197L216 196V193L212 190L211 191V188L209 187H206L207 183L206 182H197L198 184H196L192 189L190 190H187L185 192H182V189L181 188H177L176 187V184L178 183H181L179 186L183 185L185 186L188 181L193 177L192 175V171L196 168L197 171L199 169V165H198V159L203 156L204 157V154H206V149H210V146H212V141H214L213 138L214 137V134L218 131H220L222 129V127L224 126L225 127V123L226 125L227 124H232V123H237L236 121H238L241 117L244 116H240V111L242 109H246L247 107L246 106H250L252 105V103H254V100H262V101H257L258 103H263V99H259L261 98L262 96L258 95V97L255 95H250V93H252V91H248L246 90ZM256 91V90H254ZM253 91V92H254ZM264 91V90H262ZM43 92V91H42ZM59 92V91H58ZM57 92V93H58ZM62 92V90H61ZM86 92V91H85ZM89 92V91H88ZM103 92V91H102ZM101 92V93H102ZM131 92V91H129ZM174 93V90L172 91ZM216 92V91H215ZM230 92V91H229ZM236 92V91H235ZM18 93V92H17ZM28 93V92H27ZM26 93V94H27ZM60 93V92H59ZM58 93V94H59ZM83 93V92H81ZM100 93V92H99ZM200 93V94H201ZM211 93V91L209 92ZM220 93V92H219ZM240 93V92H239ZM260 93V92H258ZM22 94V93H21ZM29 94V93H28ZM34 94V93H33ZM46 94V93H45ZM52 94V92L50 93ZM54 94V93H53ZM89 94V93H88ZM86 93V95H88ZM127 94V93H126ZM125 94V95H126ZM129 94V93H128ZM187 94V92H186ZM222 94V93H220ZM226 94V93H225ZM236 94V93H235ZM234 94V95H235ZM15 95V94H14ZM47 95V94H46ZM79 95V94H78ZM85 95V94H84ZM99 95V94H97ZM118 95V94H117ZM116 95V96H117ZM209 95V94H208ZM216 95V94H215ZM224 95V93H223ZM239 95V94H238ZM250 95V97H249ZM262 95V94H261ZM20 96V95H19ZM54 96V95H53ZM124 96V95H123ZM129 96V95H128ZM127 96V97H128ZM161 97H163L162 95H160ZM189 96V95H188ZM197 96V95H196ZM237 96V95H236ZM241 96V97H242ZM248 96V97H247ZM80 97V96H79ZM78 97V98H79ZM84 97V96H83ZM90 97V96H89ZM101 97V96H100ZM191 97V96H190ZM189 97V98H190ZM199 97V96H198ZM240 97V96H239ZM240 97V98H241ZM21 98V97H20ZM28 98V97H27ZM48 98V97H47ZM76 97V99H78ZM87 98V97H86ZM99 98V97H98ZM121 98V96H120ZM130 98V97H129ZM188 98V97H187ZM211 98V97H210ZM23 99V98H21ZM81 99V98H80ZM83 99V98H82ZM89 99V98H88ZM101 99V98H100ZM99 99V100H100ZM119 99V98H118ZM132 99V98H131ZM130 99V100H131ZM133 99H134V96H133ZM195 99V98H194ZM242 99V98H241ZM98 100V99H97ZM125 100V99H124ZM205 100V99H204ZM209 100V98H208ZM211 100V99H210ZM213 100V98H212ZM77 101V100H76ZM79 101V100H78ZM82 101V100H81ZM123 101V100H122ZM140 101V100H139ZM197 101V100H196ZM216 101V98L214 97V100L212 102H215ZM235 101V102H234ZM23 101H15L13 102L7 111H5V113H3V118L0 119V125H4V126H9V125H17L19 124L18 121L21 120V118L23 117L24 113L26 114V112H38V108L39 107H36L34 109L33 103L32 106L29 105V103L27 104L26 102L25 103H22ZM71 102H75V100L71 101ZM84 102V101H82ZM88 102L90 103V101L88 100ZM93 102V101H92ZM95 102L96 100L94 101V104L90 103L88 106L90 108H93L95 106ZM125 102V101H124ZM128 102V101H127ZM125 102V103H127ZM130 102V101H129ZM42 103V102H41ZM79 103V102H78ZM78 103H75L76 105ZM85 103V102H84ZM83 103V104H84ZM105 103V102H104ZM202 103V102H201ZM216 103V102H215ZM256 103V102H255ZM254 103V104H255ZM4 104V103H3ZM82 104V105H83ZM115 104V103H114ZM37 105V104H36ZM40 105V104H39ZM81 105V104H80ZM80 105L79 108H80ZM86 105V104H85ZM138 105V104H137ZM212 105V104H210ZM214 105V104H213ZM212 105V106H213ZM260 105V104H259ZM262 105V104H261ZM115 106V105H114ZM215 106V105H214ZM248 106V108H250ZM253 106V105H252ZM256 106V104L254 105ZM258 106V104H257ZM264 106V104H263ZM83 107V106H82ZM88 107V108H89ZM246 107V108H245ZM2 107H0L1 109ZM72 108V107H71ZM74 105H73V109H74ZM100 108V107H99ZM112 108V107H111ZM128 108V107H127ZM207 108V107H206ZM261 108V107H260ZM41 109V108H40ZM70 109V108H69ZM105 109V108H104ZM125 109V108H124ZM173 109H179L181 111V113H178V112H175L176 115V118H174L175 120H169L171 118L168 119V116L170 113V111ZM187 109V108H186ZM194 109V108H193ZM192 109V110H193ZM200 109V108H199ZM253 109V108H252ZM258 109V108H257ZM106 110V109H105ZM118 110V109H117ZM175 110V111H176ZM212 110V109H211ZM210 110V111H211ZM254 110V109H253ZM41 111V110H40ZM74 111V110H73ZM87 111V110H86ZM101 111V110H100ZM179 111V112H180ZM200 111V110H198ZM213 111V110H212ZM243 111V110H242ZM247 111V110H246ZM256 111V110H255ZM261 111H263L261 109ZM202 112V109L201 111ZM199 112V113H200ZM244 112V111H243ZM243 112H241L243 114ZM75 113H77L75 111ZM83 113V112H82ZM86 113V112H85ZM103 113V112H102ZM101 113V114H102ZM115 113V112H114ZM198 113V112H197ZM210 113V112H209ZM260 113V112H259ZM31 114V113H30ZM35 114V113H33ZM79 114V113H77ZM97 114V113H96ZM99 114V113H98ZM104 114V113H103ZM102 114V115H103ZM106 114V113H105ZM173 114V113H172ZM205 114V113H204ZM241 114V115H242ZM245 114V113H244ZM247 114V113H246ZM2 116V114H0ZM29 115V113H28ZM76 115V114H75ZM81 115V114H79ZM100 115V114H99ZM109 115V113H108ZM107 115V116H108ZM113 115V114H112ZM174 115V114H173ZM78 116V115H77ZM105 115V117H107ZM29 117V116H28ZM32 117V116H31ZM97 117V116H96ZM100 117V116H99ZM103 117V116H102ZM200 117V116H199ZM207 117V118H208ZM1 118V117H0ZM78 118V117H77ZM101 118V117H100ZM187 118V117H186ZM194 118V117H193ZM196 118V117H195ZM206 118V117H205ZM252 118V116L250 117V119ZM72 119V118H71ZM74 119V117H73ZM72 119V120H73ZM79 119V118H78ZM129 119V118H127ZM173 119V118H172ZM63 120V119H62ZM68 120V119H67ZM70 120V119H69ZM95 120V119H94ZM93 120V122H94ZM203 120V119H202ZM100 121V120H99ZM106 121V120H105ZM124 121V120H123ZM127 121V120H126ZM201 121V120H200ZM240 121V120H239ZM238 121V123H239ZM244 121V120H243ZM250 121V120H249ZM21 122V121H20ZM96 122V121H95ZM129 122V121H127ZM264 122V120H263ZM22 123V122H21ZM64 123V122H63ZM185 123V121H184ZM260 123V122H259ZM60 124V123H59ZM58 124V125H59ZM62 124V123H61ZM90 124V123H89ZM97 123H94L93 125H95ZM100 124V123H99ZM103 124V123H102ZM128 124V123H127ZM132 124V123H131ZM243 124V122L241 123ZM207 125V124H206ZM205 125V126H206ZM212 125V124H211ZM214 125V124H213ZM233 125V124H232ZM235 125V124H234ZM239 125V124H238ZM247 125V123H246ZM259 125V124H258ZM19 126V125H18ZM60 126V125H59ZM85 126V125H84ZM83 126V127H84ZM88 126V124H87ZM15 127V126H14ZM91 127V126H90ZM96 127V126H95ZM130 127V126H129ZM223 127V129H224ZM228 127V126H227ZM231 127V126H230ZM243 127H244V124H243ZM241 127V128H243ZM251 127V126H250ZM89 128V127H88ZM99 128V127H97ZM106 128V127H105ZM175 128V127H174ZM206 128V127H205ZM246 128V126H245ZM93 129V128H91ZM90 129V130H91ZM102 129V128H101ZM131 129V128H130ZM201 129V128H200ZM222 129V130H223ZM84 130V129H83ZM104 130V129H103ZM221 130V131H222ZM228 131V129H226ZM244 130V129H243ZM246 131H248L249 129H245ZM85 131V130H84ZM83 131V132H84ZM220 131V132H221ZM261 131V130H260ZM56 132V131H55ZM88 132V131H86ZM105 132V131H103ZM91 133H93L91 131ZM130 133V132H129ZM82 134V133H81ZM96 134V132H95ZM94 134V135H95ZM165 134V133H164ZM242 134H245V133H242ZM101 135V134H100ZM118 135V134H117ZM163 135V134H162ZM82 137H74V140L75 143L72 147H64L66 149L62 150L61 152L59 151V153L56 155L53 154L48 161H46L47 159H45L46 162H43L41 164H37L38 166H36V168L34 169H26L23 173H21L20 175H16L17 178L16 180L12 183V187L9 189V190H5L4 192L3 191H0V244H2L3 242L5 243L6 241H10L12 240L13 242H15L17 245L19 244V242L21 241V238H22V235L24 233L23 231V227L21 229H17L16 228V222L12 225H5V223L3 224V219L1 218V214L2 212L4 213L5 209L8 211V207H11L13 205H16L20 200L24 199V197H26L27 194L29 193H35V194H40L42 191H43V180H46V178H51L54 174L55 176H57L58 178H62V176L66 173V175L68 176H65L67 177L65 179V181H62V184H61V189H63L64 191H67L69 189H77V188H80V189H84L86 187V183H88V177H90V171L94 169L95 164H90V161H89V164H86V159L87 158V152H88V149L89 146H91V141H92V134H90V131L88 133H85L84 135H81ZM97 136V135H96ZM114 136L113 138H111V140L109 141V144L106 146V148H108V146H110L113 141H114ZM161 136V135H160ZM218 136V135H217ZM259 136V135H258ZM192 137H196L194 139V141H192ZM223 137V136H222ZM221 137V139H222ZM225 137V136H224ZM260 137V136H259ZM98 138V137H97ZM102 138V137H101ZM117 138V137H116ZM131 138V137H130ZM166 138L167 137H163ZM228 138V137H227ZM258 138V137H256ZM71 139V138H69ZM158 139V140H157ZM192 139V140H191ZM201 139V140H200ZM255 139V137H254ZM73 140V139H72ZM94 140V139H93ZM157 140V141H156ZM224 140V138H223ZM70 141V140H69ZM156 141V142H155ZM222 141V140H221ZM233 141V140H232ZM260 141V140H259ZM259 141L258 143H256L257 145L259 144ZM72 142V141H71ZM99 142V141H98ZM73 143V142H72ZM225 143V142H224ZM233 143H235L233 141ZM69 143H67L66 145H68ZM71 144V143H70ZM103 144V143H102ZM114 144V143H113ZM212 144V145H211ZM128 145V144H127ZM126 145V146H127ZM133 145V146H132ZM187 146V147H186ZM142 147V146H141ZM186 147V148H185ZM122 148V147H121ZM185 148V149H184ZM206 148V149H205ZM231 148L232 151H235V149L237 148L236 147V144L235 145H230L229 149ZM264 148V146L262 147ZM208 149V150H209ZM38 150V149H37ZM61 150V149H60ZM110 150V149H109ZM121 150V149H120ZM142 150V151H143ZM181 150H183L181 152ZM177 151H180V153H177ZM231 151V152H232ZM140 152V150H139ZM138 152V153H139ZM206 152V153H205ZM210 152V150H209ZM52 153V152H51ZM50 153V154H51ZM111 153V152H110ZM125 153V152H124ZM175 153V154H174ZM177 153V154H176ZM229 153V152H228ZM234 153V152H233ZM260 153V154H259ZM90 154H92L90 152ZM89 154V155H90ZM109 154V153H108ZM116 154V153H115ZM113 154V155H115ZM126 154V153H125ZM209 154V153H208ZM48 155V154H47ZM140 155V154H139ZM161 155V156H162ZM36 156V155H35ZM49 156V155H48ZM47 156V157H48ZM133 156V155H132ZM131 156V157H132ZM143 156V155H142ZM208 156V155H207ZM263 156V155H262ZM261 156V157H262ZM90 157V156H89ZM134 157V156H133ZM136 157V156H135ZM140 157V156H139ZM153 157V156H152ZM158 157V156H157ZM156 157V158H157ZM160 157V156H159ZM23 158V157H21ZM116 158V157H115ZM138 158V157H136ZM150 158V161H151V157ZM155 158V157H154ZM156 158H155V161H156ZM161 158V157H160ZM205 158V157H204ZM203 158V159H204ZM214 158V157H213ZM121 159V158H120ZM125 159V158H124ZM129 159V158H128ZM142 159V157H141ZM159 159V158H157ZM202 160V158H200ZM199 159V160H200ZM212 159V158H211ZM210 159V160H211ZM216 159V158H215ZM24 161L26 160V158L23 159ZM114 160L112 158V156H109L107 157L105 160L103 159L102 161V164L100 165L102 171H104V169H106L107 167H111L113 169L112 166L113 163H114ZM133 160V159H132ZM136 160V159H134ZM153 160V159H152ZM121 161V160H120ZM129 161V160H127ZM148 161V160H147ZM149 161V162H150ZM160 161V160H158ZM209 160H207L208 162ZM213 161V159L211 160ZM210 161V162H211ZM93 162V161H92ZM98 162V161H97ZM130 163L132 161H129ZM205 163V160L203 161ZM17 163V162H16ZM25 163V162H24ZM37 163V161H36ZM116 163V162H115ZM114 163V164H115ZM119 163V162H118ZM125 163V162H124ZM145 163V162H144ZM209 164V162H208ZM212 164V163H211ZM21 165V163L19 164H16L15 165V168L19 167ZM129 165V164H128ZM131 165V164H130ZM129 165V166H130ZM142 165V164H141ZM207 165V164H205ZM204 165V166H205ZM116 166V165H115ZM122 166V165H121ZM125 166V165H124ZM196 166H199V167H196ZM203 165H201L202 167ZM211 166V165H210ZM196 167V168H194ZM206 167V166H205ZM33 168V167H32ZM91 168V169H90ZM119 168V167H118ZM194 168V169H193ZM23 169V168H22ZM97 169H98V166H97ZM110 169V168H109ZM123 169V168H122ZM125 169V168H124ZM128 169V168H127ZM131 169V168H130ZM96 170V168H95ZM94 170V171H95ZM114 170V169H113ZM117 170V169H116ZM115 170V171H116ZM119 170V169H118ZM126 170V169H125ZM194 170V171H195ZM127 171V170H126ZM109 172V170H108ZM14 173V172H13ZM97 173V171H96ZM101 173V172H100ZM105 173V172H104ZM194 173V172H193ZM113 174V173H112ZM196 174V173H195ZM212 174V173H211ZM214 174V172H213ZM6 175V174H5ZM106 175V174H105ZM210 175V174H209ZM54 176V177H55ZM127 176V175H126ZM202 176V175H201ZM103 177V175L101 176ZM108 177V176H107ZM200 177V176H199ZM212 177V176H211ZM5 178V176H4ZM53 178V177H52ZM64 178V177H63ZM207 178H209L207 176ZM91 179V177H90ZM102 179V178H100ZM106 179V177H105ZM199 179V178H198ZM204 179V178H202ZM213 179V178H212ZM48 180V179H47ZM64 180V179H63ZM209 180V179H208ZM207 180V181H208ZM211 181V180H209ZM208 181V182H209ZM99 182V181H98ZM190 182V181H189ZM212 182V181H211ZM130 183H134L135 184V187H134V190H132V192H130L131 194H128L126 195L125 192H126V189L128 188V186L130 187ZM204 183H206L204 185ZM93 184H95L93 182ZM103 184V183H102ZM194 184V183H193ZM192 184V185H193ZM211 184V183H210ZM60 185V184H59ZM90 185V184H89ZM188 185V184H187ZM209 185V184H208ZM211 186V185H210ZM216 186V185H215ZM46 187V186H45ZM59 187V186H58ZM59 187V188H60ZM101 187V186H100ZM205 188H208V189H205ZM45 189V188H44ZM88 189V188H87ZM90 189V188H89ZM100 189V188H99ZM210 189V190H209ZM92 190V187L91 189ZM89 190V191H90ZM130 190V189H129ZM215 190V189H214ZM61 191V190H60ZM87 191V192H89ZM219 191V190H218ZM66 192V193H67ZM79 192V190H78ZM77 192V193H78ZM214 192V194H213ZM76 193V192H75ZM92 193V192H91ZM90 193V194H91ZM94 193H97V192H94ZM93 193V194H94ZM44 194V193H42ZM81 194V193H79ZM63 195V193H62ZM231 195V194H230ZM75 196V195H74ZM90 196V195H89ZM93 196V195H92ZM234 196V195H233ZM65 197V196H64ZM81 197V196H80ZM28 198V197H27ZM47 198H49L47 196ZM47 198L43 199L42 197H40L38 199V201H35L33 202L34 205L30 206L32 207V209L34 210V218H35V224L36 225V228H39L37 227L38 225H43L44 228H47L48 229V232H49V238H51V233L54 232V230L57 227V225L59 224H55L54 222H56V217L57 215L56 214H53L52 211H48L46 208V203L47 202ZM67 198V197H66ZM77 198V197H76ZM26 199V198H25ZM34 199V198H33ZM36 199V198H35ZM83 199V198H82ZM105 199V198H104ZM28 200V199H27ZM32 200V199H30ZM37 200V199H36ZM49 200V199H48ZM81 200V198H80ZM85 200V199H84ZM106 200V199H105ZM82 201V200H81ZM99 201V200H97ZM30 202V201H29ZM80 202V201H79ZM27 203V202H26ZM32 203V202H31ZM50 203V202H49ZM48 203V204H49ZM101 203V202H100ZM99 203V204H100ZM109 203V202H108ZM107 203V204H108ZM19 205V204H18ZM26 205V204H25ZM96 205V204H95ZM101 205V204H100ZM170 205V207L168 206ZM93 207V205H91ZM108 206V205H107ZM110 206L108 208H110ZM114 206V207H113ZM95 207V206H94ZM105 207V206H103ZM169 207V208H168ZM97 208V206H96ZM107 208V209H108ZM111 208V209H112ZM238 208V209H237ZM258 208V207H257ZM32 209H30L29 211H31ZM68 209V208H67ZM66 209V210H67ZM106 209V210H107ZM235 209L238 210V214H235ZM260 209V208H259ZM264 209V208H263ZM97 210V209H96ZM105 210V211H106ZM110 210V209H109ZM255 210V209H254ZM69 211V210H68ZM66 211V212H68ZM93 211V210H90V212ZM108 211V210H107ZM111 211V210H110ZM262 211V210H261ZM6 212V211H5ZM66 212L64 211V214L62 216L63 219H65V216H66ZM85 212V211H84ZM100 212V211H99ZM89 213V212H88ZM105 212L102 210L100 212V215H102L103 217V214ZM258 213V211H257ZM107 214V212H106ZM119 214V215H120ZM202 214V213H201ZM28 215V213H27ZM99 215V213L97 214ZM118 215V216H119ZM205 215V213H204ZM29 216H30V212H29ZM60 216V215H59ZM69 216V215H68ZM86 216V218L84 219L85 221H83V224L81 225L80 229H81V234L83 232L84 234V231L87 232L86 230H88L92 224L90 225L89 222H91L89 219L90 217H87V215H84ZM105 216V215H104ZM196 216V215H195ZM203 216V214H202ZM27 217V216H26ZM32 217V216H31ZM58 218H61V217H58ZM57 218V219H58ZM104 218V217H103ZM108 218V216H107ZM113 218V217H112ZM118 218V217H117ZM201 218V217H200ZM217 218V217H216ZM220 218V217H219ZM218 218V219H219ZM17 219V218H16ZM15 219V220H16ZM19 219V218H18ZM27 219V218H26ZM33 219V217L31 218ZM62 219V220H63ZM67 219V217H66ZM106 219V218H105ZM103 219V220H105ZM212 219V218H210ZM215 219V217H214ZM228 219V220H229ZM6 220V219H5ZM9 220V219H8ZM11 220V219H10ZM27 220H30V219H27ZM56 220V221H55ZM110 220V218H109ZM117 220V219H116ZM138 220V219H137ZM197 220V219H196ZM216 220V219H215ZM59 221V220H58ZM57 221V223H58ZM204 221V220H203ZM25 222V221H23ZM21 222V223H23ZM27 222V221H26ZM33 222V221H32ZM114 222V221H113ZM134 222V221H132ZM205 222V221H204ZM210 222V220L208 221ZM214 222V221H213ZM12 222H8V224H11ZM20 223V224H21ZM28 223V222H27ZM26 223V225H27ZM31 223V222H30ZM62 223V222H61ZM128 223H131V222H128ZM135 223V222H134ZM133 223V224H134ZM184 223V224H183ZM199 223V222H198ZM223 223V222H222ZM225 223V222H224ZM19 224V223H18ZM25 224V223H24ZM112 224V223H111ZM191 224V223H190ZM221 224V223H220ZM31 225V224H30ZM41 225V227H42ZM128 225V226H126ZM192 225V224H191ZM204 225V224H203ZM33 226V224H32ZM21 227V225H20ZM94 226H92L90 229H92ZM98 227V226H97ZM108 227V226H107ZM204 227V226H203ZM223 227V226H221ZM219 227V228H221ZM19 228V227H18ZM27 228V227H26ZM35 228V227H34ZM33 228V229H34ZM99 228V227H98ZM109 228V227H108ZM135 228V227H134ZM185 228V229H184ZM227 228V229H226ZM30 229V228H29ZM32 229V230H33ZM40 229V228H39ZM89 229V230H90ZM95 228H93L94 230ZM137 229V228H136ZM139 229V228H138ZM130 230V228H129ZM132 230V228H131ZM145 230V229H144ZM192 230V229H191ZM223 230V229H222ZM95 231V230H94ZM134 231V230H133ZM30 232V230H29ZM136 232V231H135ZM25 233H26V230H25ZM28 233V232H27ZM58 233H60V231H58ZM132 233V232H131ZM217 233V232H216ZM223 233V232H222ZM81 234H80V237H81ZM87 234V233H86ZM89 234V235H90ZM96 234V235H95ZM25 236V234L23 235ZM127 236V235H126ZM134 236V234H133ZM136 236V235H135ZM140 236V235H139ZM225 236V234H224ZM237 236V235H236ZM128 237V236H127ZM231 237V236H230ZM234 237V236H233ZM129 238V237H128ZM135 238V237H134ZM238 238V240H239ZM242 240V239H241ZM244 240V239H243ZM127 241V240H125ZM21 244V243H20ZM166 244H170L171 248L166 252L162 253V254H159L158 256L154 257V251L160 247H163L164 245ZM10 245V244H9ZM14 245V244H13ZM12 245V246H13ZM118 245V246H117ZM16 246V245H15ZM19 246V245H18ZM115 246V247H114ZM131 246V245H130ZM225 246V245H224ZM17 247V246H16ZM115 249H114V248ZM125 246L122 247V249L124 248ZM9 248V247H8ZM7 248V249H8ZM13 248V247H12ZM18 248V247H17ZM85 248V249H84ZM133 248V247H132ZM6 249V247H5ZM117 250V249H116ZM121 250V249H120ZM124 250V249H123ZM166 250V249H164ZM221 250V251H220ZM1 251V250H0ZM3 251V250H2ZM113 251V253H114ZM129 251V250H128ZM163 251V250H162ZM80 252V251H79ZM118 252V251H116ZM6 253V252H4ZM50 253L51 251L49 252L48 251V254L50 256ZM119 253V252H118ZM59 254V253H58ZM57 255V254H56ZM60 255V254H59ZM117 255V253L115 254ZM153 255V257H152ZM203 255V254H201ZM211 255V254H210ZM109 256V255H108ZM123 256V255H122ZM206 256V255H205ZM204 256V257H205ZM7 257V256H5ZM53 258V257H52ZM106 258V257H105ZM121 258V259H122ZM114 259H116V256L114 257ZM204 259V258H203ZM52 260V259H51ZM200 260V259H199ZM4 261V260H3ZM2 261V258H0V264H5V262ZM58 261V262H59ZM112 261V260H111ZM105 262V261H103ZM110 262V261H109ZM116 262V261H115ZM114 264H117L115 263ZM203 264H204V261H202ZM111 263V262H110ZM153 263V262H152ZM10 264V263H9ZM57 264V263H56ZM113 264V263H111ZM200 264V263H199Z\"/></svg>","mask_w":264,"mask_h":264}]
</instances>
